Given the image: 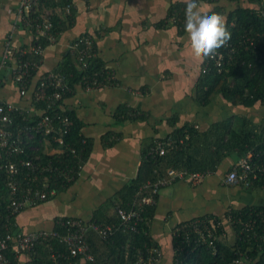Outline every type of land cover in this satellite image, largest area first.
Listing matches in <instances>:
<instances>
[{
    "label": "crops",
    "instance_id": "crops-1",
    "mask_svg": "<svg viewBox=\"0 0 264 264\" xmlns=\"http://www.w3.org/2000/svg\"><path fill=\"white\" fill-rule=\"evenodd\" d=\"M19 1L0 0V60L8 40L15 49L34 40V32L29 28L21 23L14 27ZM73 2V17L57 40L46 44L40 71L58 67L66 59L71 40L92 33L96 56L103 59L116 79L91 89L77 85L65 98L66 107L74 109L84 121L83 133L92 142L91 151L76 180L15 216L16 231L20 232L54 229L61 216L85 221L98 216L101 222L118 221L107 220L118 215L122 189L138 173L144 148L155 139L168 136L177 126L194 124L204 131L234 114H246L258 127L264 126V104L236 105L221 95L207 104L197 99L203 63L191 55L185 23L178 24L177 17L169 14L172 4L184 0ZM199 4L205 13L217 5L224 6L227 9L221 16L225 21L234 2L199 0ZM52 11L66 18L62 7L45 10L48 14ZM0 97L20 104L31 103L29 96L20 94L8 65L0 72ZM121 105L135 113L118 115ZM213 150L209 148L208 155ZM241 156L234 149L207 168L200 181L177 178L160 188L154 214L149 219L150 234L164 255L160 264L173 262L176 224L204 215L224 218L230 207L264 206L263 185L224 180ZM229 231L227 234L233 237L232 228ZM18 259L20 264H26L29 256L18 253ZM86 262L82 260L81 264Z\"/></svg>",
    "mask_w": 264,
    "mask_h": 264
},
{
    "label": "built area",
    "instance_id": "built-area-1",
    "mask_svg": "<svg viewBox=\"0 0 264 264\" xmlns=\"http://www.w3.org/2000/svg\"><path fill=\"white\" fill-rule=\"evenodd\" d=\"M39 0H20L15 14L14 27L21 25L34 32V40L30 44L15 49L8 40L0 60V72L4 66H9L13 81L21 95L31 98L30 104H20L0 97V193L1 183L8 189L7 201V232L0 233V264H8L7 251L12 247L17 253L28 256L37 253V247L42 238L57 237L67 246L66 249H52V259L55 264H81V258L97 264L91 250L87 234L94 230L103 238H108L117 230H139L144 219L145 204H154L163 185H167L177 178L198 182L205 175L206 170H191L186 166L168 167L163 175L156 180H148L136 192L129 208L118 206V221L101 222L95 219L85 221L78 217H59L57 223L64 227L60 229H39L28 232L12 231L8 228L12 217H15L27 206L36 205L58 193L56 186L51 185L53 176L62 177L68 181L76 180L79 175L74 173V167L69 164L61 165L64 157L80 155L79 150L65 138L70 129L72 119L66 112V105L61 101L63 94L72 91V86L64 72L55 69L40 71L43 60L25 57L32 52L43 55L45 46L37 40L45 37L50 42L57 40L59 32L54 30V22L47 12L36 11ZM74 8L73 0H69L64 7L66 14ZM207 14H213L208 12ZM219 14L220 13H215ZM232 24H234L232 22ZM227 46L220 48L214 59H206L202 65V72L211 68L223 69L236 58L240 48L256 47L255 37L246 33L235 40L233 33ZM96 41L92 33H84L71 40L70 50L75 53L81 72L88 65V59L95 54ZM15 51L19 55L15 56ZM99 73L85 74L78 81L79 86L87 89L97 88L107 80L116 79L114 72L98 77ZM42 103L43 105H40ZM44 145L45 153L50 155L45 159L39 151ZM168 145L174 146L175 141L158 138L150 145L148 153L163 154ZM257 152V153H262ZM254 149L243 154L228 171L224 180L228 183L250 184L260 174H264V164L254 158ZM259 155V154H258ZM55 158V160H54ZM82 167V166H81ZM80 173V170H79ZM128 203V204H129ZM230 207L225 217L204 215L193 217L176 224L173 235L176 238L174 253L183 250L185 244L214 243L216 230L223 228L234 230L237 225L238 235L248 232L249 236L258 237L256 222L263 217L264 211H250L248 215L234 213ZM224 228H228L227 230ZM236 232L237 231H233ZM264 238V233L260 235ZM180 238L181 243L179 242ZM163 251L158 245H150L137 250L133 264H160ZM172 264H182L179 255ZM246 258L237 256L235 264H247Z\"/></svg>",
    "mask_w": 264,
    "mask_h": 264
},
{
    "label": "trees",
    "instance_id": "trees-1",
    "mask_svg": "<svg viewBox=\"0 0 264 264\" xmlns=\"http://www.w3.org/2000/svg\"><path fill=\"white\" fill-rule=\"evenodd\" d=\"M69 0H39L36 5V11L45 13L46 8L56 9L65 5ZM234 2L232 7L227 11L225 24L228 30L233 33L235 40L242 38L243 34L254 36L257 42L256 47L240 48L233 59L226 67L219 70L211 68L201 72L197 84V99L207 104L214 100L218 95L223 96L231 103L241 106H252L256 103L264 104V0H231ZM184 2H176L169 9L170 15L177 17L178 24L185 23ZM227 8L221 5L215 6L212 13H224ZM74 8L70 14L63 18L60 14L52 11L49 13L54 22V30L60 32L67 28V21L73 17ZM67 19V20H66ZM184 21V22H183ZM232 22L234 24H232ZM38 42L46 45L50 41L45 37H40ZM19 51H15V56ZM25 57H34L41 60L43 55L29 52ZM81 67L77 62L74 52L69 50L66 59L55 68L57 71L64 72L67 80L72 86V91L63 94L61 101L65 103V98L70 96L77 87L78 81L85 74L99 73L98 77L106 76L111 70L106 67L101 57L96 56V52L88 59V65L81 72ZM40 105H43L40 103ZM66 112L72 119L70 129L66 132L65 138L73 144L80 152V155H69L64 157L61 165L69 164L74 167V173L79 175V170L88 158L91 151L92 142L83 133L84 121L77 115L74 109L67 107ZM135 113L134 110L126 105H121L118 115L129 116ZM112 133H108L110 135ZM175 141L174 146L168 145L167 151L163 154L148 153L150 145L148 144L143 150V157L138 169V173L131 178L123 187V192L118 205L129 208L136 192L141 185L148 180H156L165 173L168 167L186 166L191 170H206L212 167L223 154L238 149L240 154H245L249 149H254V158L259 163L264 164V126L258 127L252 119L246 114H234L224 121H217L210 125L207 130L201 131L194 124H184L175 127L168 136ZM213 148V152L208 155L207 150ZM224 150V151H223ZM262 153H257L261 152ZM39 153L45 159L49 158L45 153L44 145ZM206 153V155H203ZM259 154V155H258ZM55 160V158H54ZM73 181H68L62 177L53 176L51 185L57 187L58 192L66 188ZM252 185L264 186V174H260L257 179L250 182ZM0 193V233L7 232V201L8 189L5 183H1ZM53 197V196H51ZM49 197V198H51ZM130 202V203H129ZM129 203V204H128ZM155 204V203H154ZM154 204H145L143 216L144 219L139 225V230H117L108 238H103L94 230H90L87 239L90 243L91 250L95 255L97 264H133L140 248L150 245H157L150 234L149 219L155 211ZM234 213L248 215L250 211H264L263 205H246L242 208L231 209ZM264 215V214H263ZM70 217V216H63ZM100 221V217L95 218ZM119 220L118 215H113L107 221ZM15 217H12L8 225L10 230H16ZM56 229L64 230L60 224H56ZM228 228H224V230ZM233 230V229H232ZM240 228H234L233 237L223 233V228L216 230L214 243H200L188 245L185 244L183 250H176L174 259L179 255L183 260L182 264H235L237 256L246 258L247 264H264V238L260 235L264 233V216L259 217L256 222V231L258 237L249 236L248 232L238 235ZM230 232L229 229L227 233ZM179 242L182 245V242ZM176 238L174 237V244ZM67 246L57 237L42 238L37 253L29 256L26 264H55L52 259V249H66ZM9 257L8 264H20L18 253L11 248L7 251ZM81 260H84L81 258ZM86 261V260H85ZM174 261V260H173ZM86 264H93L87 261Z\"/></svg>",
    "mask_w": 264,
    "mask_h": 264
},
{
    "label": "clouds",
    "instance_id": "clouds-1",
    "mask_svg": "<svg viewBox=\"0 0 264 264\" xmlns=\"http://www.w3.org/2000/svg\"><path fill=\"white\" fill-rule=\"evenodd\" d=\"M184 31L192 57L201 63L214 59L217 51L231 40L224 18L201 11L199 0H184Z\"/></svg>",
    "mask_w": 264,
    "mask_h": 264
}]
</instances>
